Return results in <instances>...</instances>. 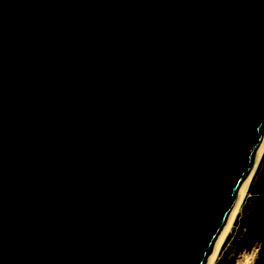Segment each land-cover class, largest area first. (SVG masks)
I'll return each instance as SVG.
<instances>
[{"label":"water","instance_id":"water-1","mask_svg":"<svg viewBox=\"0 0 264 264\" xmlns=\"http://www.w3.org/2000/svg\"><path fill=\"white\" fill-rule=\"evenodd\" d=\"M263 140L264 0H0V264H207Z\"/></svg>","mask_w":264,"mask_h":264},{"label":"rangeland","instance_id":"rangeland-1","mask_svg":"<svg viewBox=\"0 0 264 264\" xmlns=\"http://www.w3.org/2000/svg\"><path fill=\"white\" fill-rule=\"evenodd\" d=\"M264 171V153L260 163L256 169L252 179L248 194L242 204L241 210L237 215L232 230L230 231L226 241L222 244L219 257L215 264H245L246 255H252L255 252L254 259L257 254L258 245H254L251 249H243L242 231L245 229L247 221L259 202V198L264 194V187L261 184ZM244 260V261H243ZM248 264V263H246Z\"/></svg>","mask_w":264,"mask_h":264},{"label":"bare ground","instance_id":"bare-ground-1","mask_svg":"<svg viewBox=\"0 0 264 264\" xmlns=\"http://www.w3.org/2000/svg\"><path fill=\"white\" fill-rule=\"evenodd\" d=\"M263 153H264V140L249 165V168L245 174V177L241 183V186L232 204L230 213L222 225L221 233L216 241L215 248L211 256L209 257L207 264H215V262L217 261L220 254L221 246L226 241V238L228 237L230 231L232 230L235 219L241 210L246 195L248 194V190L250 188L252 179L255 175L256 169L260 163ZM254 256H255V252H253L252 255H246L245 262L248 264H252V260Z\"/></svg>","mask_w":264,"mask_h":264},{"label":"trees","instance_id":"trees-1","mask_svg":"<svg viewBox=\"0 0 264 264\" xmlns=\"http://www.w3.org/2000/svg\"><path fill=\"white\" fill-rule=\"evenodd\" d=\"M264 173V171H263ZM264 187V175L261 180ZM244 244L243 249H251L254 245H258V251L253 264H264V194L259 198V202L252 212L245 229L242 231Z\"/></svg>","mask_w":264,"mask_h":264}]
</instances>
